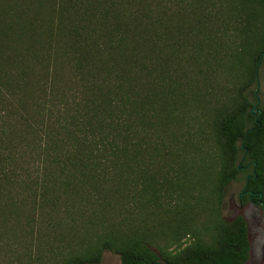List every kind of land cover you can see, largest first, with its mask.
Here are the masks:
<instances>
[{"label":"trees","instance_id":"obj_1","mask_svg":"<svg viewBox=\"0 0 264 264\" xmlns=\"http://www.w3.org/2000/svg\"><path fill=\"white\" fill-rule=\"evenodd\" d=\"M263 54L264 0H0V242L246 264L221 211L243 181L264 213Z\"/></svg>","mask_w":264,"mask_h":264},{"label":"rangeland","instance_id":"obj_2","mask_svg":"<svg viewBox=\"0 0 264 264\" xmlns=\"http://www.w3.org/2000/svg\"><path fill=\"white\" fill-rule=\"evenodd\" d=\"M258 87V88H257ZM258 89L259 99L264 98V60L259 68ZM244 182L232 183L226 189L222 202V217L225 220H231L235 215L242 214L248 223L250 240V258L246 264H264V213L262 209L249 202H243L239 199ZM9 239V240H8ZM4 239L0 242L7 243L8 247L0 248V264H21L20 261L25 252V242L13 241V238ZM16 242V243H15ZM26 245V244H25ZM37 256V255H36ZM33 256V264H35ZM39 262V260H37ZM99 264H120V258L111 252H104Z\"/></svg>","mask_w":264,"mask_h":264},{"label":"flooded vegetation","instance_id":"obj_3","mask_svg":"<svg viewBox=\"0 0 264 264\" xmlns=\"http://www.w3.org/2000/svg\"><path fill=\"white\" fill-rule=\"evenodd\" d=\"M250 177V174H247V179ZM244 187V186H243ZM241 196L239 197L240 200H242L245 196H247V199L249 201V203L251 204H254V205H257V206H261L260 204V201H259V196L257 194H255L254 192L252 191H243V188H242V191H241ZM252 196L251 200H250V197ZM257 198L258 200H255L254 199Z\"/></svg>","mask_w":264,"mask_h":264},{"label":"water","instance_id":"obj_4","mask_svg":"<svg viewBox=\"0 0 264 264\" xmlns=\"http://www.w3.org/2000/svg\"><path fill=\"white\" fill-rule=\"evenodd\" d=\"M263 57H264V54L261 56V60L263 59ZM258 90V89H257ZM257 90H256V92H257ZM252 114H255L256 113V111L254 110V109H252ZM245 189V187L243 188V190ZM241 196V195H240ZM259 196V198L262 196L261 194H259L258 195ZM251 198H252V196L250 197V200H251ZM260 204H261V206H263V203L262 202H260Z\"/></svg>","mask_w":264,"mask_h":264}]
</instances>
